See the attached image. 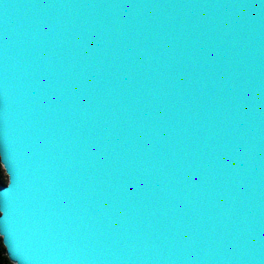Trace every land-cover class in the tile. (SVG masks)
Instances as JSON below:
<instances>
[{
  "label": "water",
  "instance_id": "water-1",
  "mask_svg": "<svg viewBox=\"0 0 264 264\" xmlns=\"http://www.w3.org/2000/svg\"><path fill=\"white\" fill-rule=\"evenodd\" d=\"M11 264H264V0H0Z\"/></svg>",
  "mask_w": 264,
  "mask_h": 264
},
{
  "label": "trees",
  "instance_id": "trees-1",
  "mask_svg": "<svg viewBox=\"0 0 264 264\" xmlns=\"http://www.w3.org/2000/svg\"><path fill=\"white\" fill-rule=\"evenodd\" d=\"M0 183H3V184L7 183L6 176H5L1 166H0ZM0 264H11L5 255V249H4V246L2 244L1 238H0Z\"/></svg>",
  "mask_w": 264,
  "mask_h": 264
}]
</instances>
